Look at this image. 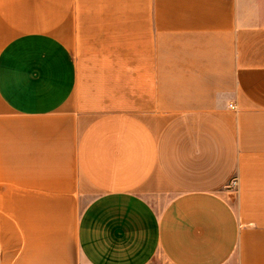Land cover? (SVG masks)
I'll return each mask as SVG.
<instances>
[{
  "label": "crops",
  "instance_id": "obj_1",
  "mask_svg": "<svg viewBox=\"0 0 264 264\" xmlns=\"http://www.w3.org/2000/svg\"><path fill=\"white\" fill-rule=\"evenodd\" d=\"M0 264H264V0H0Z\"/></svg>",
  "mask_w": 264,
  "mask_h": 264
},
{
  "label": "built area",
  "instance_id": "obj_2",
  "mask_svg": "<svg viewBox=\"0 0 264 264\" xmlns=\"http://www.w3.org/2000/svg\"><path fill=\"white\" fill-rule=\"evenodd\" d=\"M232 107L235 108L234 106H232ZM237 184H238L237 179L232 180L230 183L231 186H237Z\"/></svg>",
  "mask_w": 264,
  "mask_h": 264
}]
</instances>
